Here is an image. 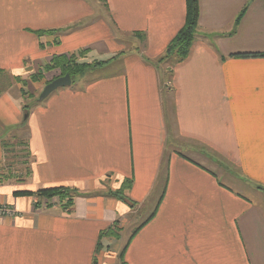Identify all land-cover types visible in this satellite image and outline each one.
Wrapping results in <instances>:
<instances>
[{
    "label": "crops",
    "instance_id": "crops-1",
    "mask_svg": "<svg viewBox=\"0 0 264 264\" xmlns=\"http://www.w3.org/2000/svg\"><path fill=\"white\" fill-rule=\"evenodd\" d=\"M198 3L187 57L161 61L186 0H0V169L11 130L28 156L0 173V264H264V0ZM79 53L103 64L25 105ZM126 182L140 211L157 202L123 247L143 217L109 194ZM55 187L79 193L70 211L39 203Z\"/></svg>",
    "mask_w": 264,
    "mask_h": 264
},
{
    "label": "rangeland",
    "instance_id": "rangeland-1",
    "mask_svg": "<svg viewBox=\"0 0 264 264\" xmlns=\"http://www.w3.org/2000/svg\"><path fill=\"white\" fill-rule=\"evenodd\" d=\"M100 2V12L102 13L104 10V0H99ZM53 41H55V44H57L58 39H56L55 37H53L52 39ZM81 54V53H79ZM78 55H74L75 57L79 56ZM71 55H67V58H71ZM79 58V57H78ZM79 60H81V58H79ZM82 61V60H81ZM83 62V61H82ZM86 63V62H83ZM92 63V62H91ZM46 67V66H45ZM44 67V68H45ZM94 70L91 69L88 72ZM57 74H59V76L61 77L62 71H60V69H51V70H46L45 74L44 73H39L37 74V78H32V81L30 82V87H27L25 84H23L22 88H21V93L23 94V98L25 99L26 104H32L34 101L38 102V98L40 96V94L42 93L43 89L45 88L46 85H48L50 82L52 81H48V79L50 78V76H54V78L57 76ZM79 78H81L80 76H75L74 78H72V83H74V80H78ZM56 79V78H55ZM54 79V80H55ZM43 85L42 90L39 89V87ZM72 86V85H71ZM70 86V87H71ZM32 87L36 88V93H35V97L34 99L30 96L29 92H31ZM62 89V88H61ZM29 91V92H28ZM58 91V90H57ZM32 98V101H28L29 99ZM26 112H25V116L28 115V107L25 106ZM24 116V118H25ZM24 122V121H23ZM25 124H21L22 127H24ZM4 148H5V157L4 160L2 162V168L0 169V173L5 172V173H12L13 175H19L21 176V178H23V176L26 174V167H27V144H26V130L23 129H14L11 130L9 133H7V135L4 137ZM15 182V181H13ZM117 192V191H115ZM112 191L109 193L111 196L112 195ZM126 195L124 193V198L121 199L123 202H125L126 204H128V206H131V210L132 213H135V215H137V217H139L140 212L143 213V217L140 216L139 217V221L138 224L136 225H132V227L127 231L128 233H125L124 238H122V241L124 240V245H126L128 238L132 235V232L139 227V225L146 220V218L149 216V214H151L156 206V196L154 195L148 203L145 204V206H143V210L140 211V209L134 205H131V203L128 201V199H126ZM42 202H39L41 204H43V207L45 208H49V207H53L56 205H62L61 200L57 197H54L52 199H49V201H47V199L45 198H40ZM65 203V202H64ZM139 213V214H138ZM125 227V226H124ZM137 230V229H136ZM125 232L124 230H121V225L119 224V222H115L111 228L106 231L102 236L104 235H118L120 232ZM102 234V233H101ZM101 236V237H102ZM117 245V244H116ZM123 249V248H122ZM118 259H119V254H118Z\"/></svg>",
    "mask_w": 264,
    "mask_h": 264
},
{
    "label": "trees",
    "instance_id": "trees-1",
    "mask_svg": "<svg viewBox=\"0 0 264 264\" xmlns=\"http://www.w3.org/2000/svg\"><path fill=\"white\" fill-rule=\"evenodd\" d=\"M187 1V16L185 25L183 28L177 33L175 38L172 40L170 45L167 47L166 53L161 58V61H165L171 58H177L182 60L187 57L190 47L195 39L197 26L199 21V3L198 0H186ZM71 58H67V55L54 56L50 62V64L46 65L45 70L51 69H60L62 71L61 76H65L66 74H70L72 78L75 76H83L89 70L102 65L101 62H92V63H83L81 60H84L86 54H79V58L74 55H71ZM60 77V76H59ZM37 78V75L34 77ZM130 188V182H126L123 184V187L117 192H113L112 195L119 199L124 198V193L126 190ZM33 193L29 192H19L16 195L21 196H29ZM79 193L73 189L66 187H55L50 189H44L36 194L38 198H45L47 201L54 197H57L61 200L62 208L65 211H70V208L73 206L74 199L78 196ZM65 202V203H64ZM39 203L37 204V206ZM138 232V229L135 233ZM104 233L101 234V236ZM112 235V234H110ZM127 246L121 252V258L124 257V253L126 251ZM123 264V263H122Z\"/></svg>",
    "mask_w": 264,
    "mask_h": 264
},
{
    "label": "water",
    "instance_id": "water-1",
    "mask_svg": "<svg viewBox=\"0 0 264 264\" xmlns=\"http://www.w3.org/2000/svg\"><path fill=\"white\" fill-rule=\"evenodd\" d=\"M72 85V77L70 74H66L65 76L58 77L57 79L50 82L45 86L42 93L38 98L39 103H43L46 101L54 92L61 88H67ZM28 115L25 116V119Z\"/></svg>",
    "mask_w": 264,
    "mask_h": 264
},
{
    "label": "built area",
    "instance_id": "built-area-1",
    "mask_svg": "<svg viewBox=\"0 0 264 264\" xmlns=\"http://www.w3.org/2000/svg\"><path fill=\"white\" fill-rule=\"evenodd\" d=\"M11 211L9 208L5 207V206H0V215H7L9 214Z\"/></svg>",
    "mask_w": 264,
    "mask_h": 264
}]
</instances>
